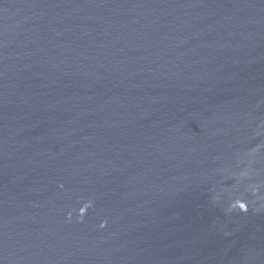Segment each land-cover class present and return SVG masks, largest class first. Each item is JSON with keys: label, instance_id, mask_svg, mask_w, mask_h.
<instances>
[{"label": "water", "instance_id": "water-1", "mask_svg": "<svg viewBox=\"0 0 264 264\" xmlns=\"http://www.w3.org/2000/svg\"><path fill=\"white\" fill-rule=\"evenodd\" d=\"M0 264H264V0H0Z\"/></svg>", "mask_w": 264, "mask_h": 264}]
</instances>
